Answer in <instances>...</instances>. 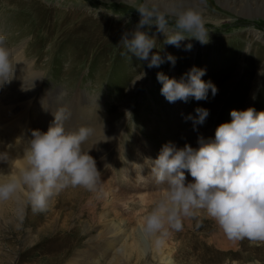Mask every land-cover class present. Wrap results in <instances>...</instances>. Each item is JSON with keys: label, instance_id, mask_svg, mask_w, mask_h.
I'll list each match as a JSON object with an SVG mask.
<instances>
[{"label": "rangeland", "instance_id": "374dc122", "mask_svg": "<svg viewBox=\"0 0 264 264\" xmlns=\"http://www.w3.org/2000/svg\"><path fill=\"white\" fill-rule=\"evenodd\" d=\"M142 2L0 0V35L6 37L15 64L7 83L11 102L0 105V174L6 168L15 174L23 166L21 134L46 132L55 114L62 117L66 130L90 127L93 132L86 143L111 146L109 159L98 170L97 191L68 187L51 197L43 212H33L24 203L23 189L0 202V264H91L98 259L99 264H164L153 259L151 250L144 257L138 250L130 257L111 250L101 254L105 240L114 234L134 241V231H142L141 218L146 215H140L141 210L164 190L150 161L163 145L193 127L187 117L195 116L198 107L209 110L205 122L196 126L210 132V139L220 124L231 122V110L264 111V0H155L168 12L195 8L205 20L209 40L201 44L185 39L176 47L164 42L155 25L146 26L141 30L156 41L150 56L158 53L163 60L152 68L121 42L139 23L134 5ZM168 19L171 26L174 17ZM193 66L206 70L201 79L211 81L217 94L213 97L209 90L207 100L189 97L187 102L169 103L161 94L157 73L179 80ZM148 144L155 154L151 160L138 154L149 150ZM139 175L147 181L138 189L129 180ZM185 176L193 181L187 171ZM153 205L149 203L150 211ZM200 222L206 226L199 227ZM208 224L217 225L199 212L183 218L181 230L168 228L167 235L157 237L165 241L164 250L169 246L175 252L190 234L197 242L217 243L221 229ZM248 243L260 251L238 256L218 251L204 264H264L263 243Z\"/></svg>", "mask_w": 264, "mask_h": 264}, {"label": "clouds", "instance_id": "9594fccd", "mask_svg": "<svg viewBox=\"0 0 264 264\" xmlns=\"http://www.w3.org/2000/svg\"><path fill=\"white\" fill-rule=\"evenodd\" d=\"M134 6L140 14L139 23L121 42L127 52L147 61L149 68L159 67L163 60L158 53L150 56L156 41L141 30L146 26L155 25L164 34V42L176 47L185 39L208 43L205 20L195 8L168 12L155 0H143ZM169 16L174 17L171 26ZM191 47L186 46L187 50ZM167 59L175 65L171 54ZM14 65L6 37L0 35V87L11 82ZM205 72L193 66L179 80L157 73L161 94L169 103L187 102L189 97L207 100L209 90L214 97L218 89L211 81L201 79ZM195 112V116L187 117L193 121L194 130L209 115L206 108L198 107ZM230 116L231 122L216 128L214 139L198 137V148L189 144L178 148L169 142L150 161L156 182L165 187L144 217L142 232L146 238L167 235L168 228L179 231L183 218L203 212L229 240L264 241V111L257 112L253 107L233 109ZM92 132L83 125L66 130L59 114H55L46 132L33 130L25 142L23 166L15 174H0V202L16 197L23 189L24 203L33 212H43L50 198L68 187L97 191L101 173L89 155L90 148L84 147ZM185 171L192 182L186 180ZM155 242L160 245L163 241L157 238Z\"/></svg>", "mask_w": 264, "mask_h": 264}, {"label": "bare ground", "instance_id": "6f19581e", "mask_svg": "<svg viewBox=\"0 0 264 264\" xmlns=\"http://www.w3.org/2000/svg\"><path fill=\"white\" fill-rule=\"evenodd\" d=\"M10 89H11V85H8V84H5L2 87H0V105L1 103H4V105H7L11 102V97H10L11 90ZM5 94L7 95L5 96ZM23 129L24 128H21V131ZM202 131H201V127L199 126L198 127L195 126V130H194V126H193L190 129H187L184 135H182L179 138H175L173 142L171 143H173L178 148L184 147L185 144H189L193 148H198L199 147L197 143L198 137L203 136L205 140L210 139V134H209L210 132L208 133V132H202ZM31 132L32 130H29L28 132L21 134V136L23 137V140L20 141L19 145H20V148L23 154H24L25 142L27 141V139L31 137ZM178 140L180 141L178 142ZM148 145H149V148L147 149L149 150H145L143 153L142 151H138V154L141 153V156L144 155L148 159L151 160V157L153 158V155L155 154H154V151L151 145L150 144ZM84 147L85 149L90 148L89 155H91L96 160L98 170L101 169L103 165L105 164V162L107 161V159H109V157H107L106 154L109 153L111 146L108 145L106 147H102V145H98V144H96V146H92L91 143H85ZM154 158H157V156H154ZM1 174H3L4 176H7V175L13 174V172L12 170H8L6 168L4 170H1ZM129 176L133 177V174ZM129 181L130 182L133 181L136 187H138L139 189L143 187V184L146 183L147 179L143 178V175H139L137 180L130 179ZM137 184H139V186H137ZM163 186L164 185H162V187ZM156 199H152L151 201L147 202L145 204V207L141 210L140 215L147 214L150 211L149 203L154 204V201ZM143 220H144V217L141 218L142 223H143ZM197 225L199 227L206 226L204 222H200ZM208 226L216 227L215 230H218V227H219L217 225L210 226V224H208ZM219 233L221 235L218 237L217 243H214V241L206 242V241H201V240H198L197 242L195 238L192 240L193 235L190 234L188 235L189 241L186 244H183V245L180 244L176 246V252H175V249L169 246L166 248V250H164V247L167 246L164 240H162L163 242L160 245H157L155 241L158 237L146 238L143 232L137 229L136 231H134V235H133L135 242L132 241L131 243H128L129 240H127L124 234L122 236L118 234H114L112 237L107 238L105 240L107 243L101 254L102 256H104L107 251L111 250L112 253L114 254L121 253L122 256L127 255V257H130L132 253L134 252V250H138V253H137L138 256L144 257L145 253L148 252L147 250H151L153 259L154 260L157 259L156 261L163 262L164 264H178L175 261L176 259L181 260V262L186 260L189 264H204V263H211L210 260H212V256L216 254V252L218 251H224V252L230 251L236 256L242 255V252L244 251H250V252L260 251L255 246H251L250 243H248L249 239L233 241V240H229L222 230H219ZM127 237L130 238L131 236L128 235ZM261 242L263 243L262 246H264V241H261ZM99 262L100 260L98 259V260H94L91 264H99ZM106 264H110V262H107Z\"/></svg>", "mask_w": 264, "mask_h": 264}]
</instances>
